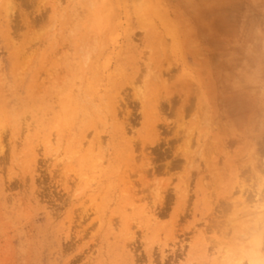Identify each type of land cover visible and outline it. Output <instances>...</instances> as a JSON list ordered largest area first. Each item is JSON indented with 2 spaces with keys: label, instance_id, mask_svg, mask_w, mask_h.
Returning a JSON list of instances; mask_svg holds the SVG:
<instances>
[{
  "label": "rangeland",
  "instance_id": "374dc122",
  "mask_svg": "<svg viewBox=\"0 0 264 264\" xmlns=\"http://www.w3.org/2000/svg\"><path fill=\"white\" fill-rule=\"evenodd\" d=\"M263 112L264 0H0V264L264 261Z\"/></svg>",
  "mask_w": 264,
  "mask_h": 264
},
{
  "label": "bare ground",
  "instance_id": "6f19581e",
  "mask_svg": "<svg viewBox=\"0 0 264 264\" xmlns=\"http://www.w3.org/2000/svg\"><path fill=\"white\" fill-rule=\"evenodd\" d=\"M11 1V0H10ZM146 23V22H145ZM169 30V29H168ZM172 33L174 32V31H171ZM235 72V71H234ZM244 82V81H243ZM246 82V81H245ZM235 84V83H234ZM246 84V83H245ZM247 85V84H246ZM246 87H248V86H246ZM260 87V86H259ZM224 88V87H223ZM245 88V87H244ZM240 89V88H239ZM261 89V88H260ZM233 90V89H232ZM238 91V90H237ZM237 91H234V92H237ZM247 91H249V90H247ZM254 91H255V89H254ZM238 92H240V91H238ZM246 92V91H245ZM244 93V92H243ZM251 93H253V92H251ZM242 94V93H241ZM211 97V96H210ZM240 99V98H239ZM221 100V99H220ZM249 101H252V98H251V100H249ZM214 102V101H213ZM247 102V101H246ZM244 103V102H243ZM247 104H248V102H247ZM249 104H251V103H249ZM257 104V103H256ZM234 105V104H233ZM242 105H245V104H242ZM219 106V105H218ZM232 107V106H231ZM244 107V106H243ZM245 108H247V107H245ZM260 108H258V110H259ZM262 109V108H261ZM220 110V109H219ZM234 110V109H233ZM252 110V109H251ZM256 110V109H255ZM263 110V109H262ZM261 110V111H262ZM217 111V110H216ZM222 111V110H221ZM228 111V110H227ZM261 111H260V113H261ZM252 112V111H251ZM232 112H230V114H231ZM244 113H246V112H244ZM250 113V112H249ZM259 113V114H260ZM264 113V112H263ZM227 114H229V113H227ZM262 114V113H261ZM228 116H231V115H228ZM258 117V116H257ZM233 119V118H232ZM256 119V118H255ZM219 120V119H218ZM254 120V119H253ZM233 121V120H232ZM250 122V121H249ZM262 122V121H261ZM264 122V121H263ZM237 123V122H236ZM219 124V123H218ZM223 124V123H222ZM226 126V125H225ZM263 127V126H262ZM247 128V127H246ZM242 130V129H241ZM224 133H226V135H228L227 134V131L226 132H224ZM229 137V136H228ZM233 137V136H232ZM231 137V138H232ZM230 137H229V139H231ZM51 140V139H50ZM236 140H237V138H236ZM252 140H253V142H254V144H258V142L260 143L261 142V144L263 143V141H264V134H260L259 133V135H255L254 136V138H252ZM239 141V140H238ZM237 141V142H238ZM251 141V140H250ZM239 143H237V145H238ZM224 146H225V144H224ZM250 146H251V143L247 140L246 142L244 141L243 142V147H245V148H247L248 149V152H247V159H248V163H249V165H250V167L249 168H247V169H244V168H242V166L243 165H245V163H246V161H245V163L243 164V162L241 163V162H239L240 163V166H241V168H239V167H237L236 165V163H234L233 161V159H229L228 160V163H227V170H228V173H229V176H230V185L231 186H233V180H234V177L235 176H237V174H239V172L240 173H249V172H251V174H255L256 176H257V174H259V172L261 171V173H260V177H261V174H263V170H264V159H263V155H264V143H263V146H260V147H254V150H252L251 148H250ZM59 147V146H58ZM229 147V146H228ZM234 147H235V145H234ZM242 147V148H243ZM241 148V149H242ZM241 149H239V151H237V153L235 154V156H236V159L235 160H239V159H243L241 156H242V150ZM224 153V152H223ZM229 156V155H228ZM227 158V157H226ZM81 162V161H80ZM225 163H226V161H225ZM225 166V165H224ZM113 168V167H112ZM111 168V169H112ZM238 168L240 169V170H238ZM110 169V170H111ZM109 170V171H110ZM263 171V172H262ZM111 173V172H110ZM113 173V172H112ZM247 176V175H246ZM254 176V175H253ZM248 177V176H247ZM251 177V176H250ZM255 177V176H254ZM258 177V176H257ZM260 177H258V178H260ZM101 178V177H100ZM106 178V177H105ZM115 178V177H114ZM246 178V177H245ZM113 179V178H112ZM106 180V179H105ZM259 180V179H258ZM260 180H261V178H260ZM264 180V179H263ZM108 181V180H107ZM118 182V181H117ZM113 183V182H112ZM262 183V182H261ZM125 184V183H124ZM104 185V184H103ZM84 186V185H83ZM125 190V189H124ZM243 191H245V189L243 190ZM260 191V190H259ZM241 192V191H240ZM261 193V192H260ZM238 199V198H237ZM212 201H214V200H212ZM245 201H242V203L243 204H245L244 203ZM249 203V202H248ZM224 208H226V209H228V203L226 202L225 203V205H224ZM230 208V207H229ZM249 208V207H248ZM247 207L246 208H242V212L243 213H246L247 214ZM241 212V213H242ZM263 212V211H262ZM146 213L149 215V217L151 218V219H155V216H156V213H155V211H154V209H148L147 211H146ZM258 213V212H257ZM250 214V213H249ZM254 214V213H253ZM252 214V215H253ZM261 214H263L264 215V213H261ZM255 215H256V212H255ZM255 215H254V217H255ZM259 215V214H258ZM257 216V215H256ZM235 218V217H234ZM238 218V217H237ZM241 218V217H240ZM240 218L238 219V223L240 222ZM243 218V217H242ZM241 218V219H242ZM157 219V218H156ZM146 220V219H145ZM247 220V219H246ZM148 221V220H147ZM241 221H245V218H244V220H241ZM110 222H111V220H110ZM113 222V221H112ZM247 222V221H246ZM141 223V222H140ZM243 226H246V225H244L243 224ZM262 227L264 228V222H263V224H262ZM237 228H239V227H237ZM240 229L242 230V233H243V231H244V227H240ZM110 230V229H109ZM246 234V233H245ZM241 245V244H240ZM247 247V246H246ZM254 251V253L253 252H251V251H249V252H251L252 254H254V257H251L250 258V264H262V263H264V261H262L261 260V257H257V255H258V250L256 249V250H253ZM243 252V251H242ZM247 264V263H246Z\"/></svg>",
  "mask_w": 264,
  "mask_h": 264
}]
</instances>
